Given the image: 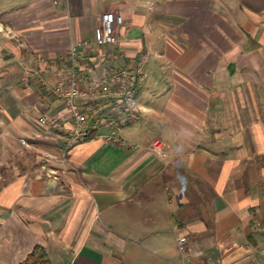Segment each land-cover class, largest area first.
I'll list each match as a JSON object with an SVG mask.
<instances>
[{"label": "crops", "instance_id": "crops-1", "mask_svg": "<svg viewBox=\"0 0 264 264\" xmlns=\"http://www.w3.org/2000/svg\"><path fill=\"white\" fill-rule=\"evenodd\" d=\"M246 10L234 26L201 0H0V264L37 245L54 264H264V9ZM106 11L124 17L128 56L149 52L139 97L164 76L168 101L139 100L142 120L120 132L130 149H68L39 123L66 113L42 82ZM95 55L104 76L114 60Z\"/></svg>", "mask_w": 264, "mask_h": 264}, {"label": "built area", "instance_id": "built-area-1", "mask_svg": "<svg viewBox=\"0 0 264 264\" xmlns=\"http://www.w3.org/2000/svg\"><path fill=\"white\" fill-rule=\"evenodd\" d=\"M124 22L122 15L114 11L104 12L96 40L72 44L62 56L63 63L57 65L55 61L56 68H48L57 80L54 83L43 80L41 96L45 101L52 96L62 100L66 113L51 117L44 115L39 118V123L62 132L67 138L68 149L95 137L119 148L133 147L120 132L143 118L144 107L138 97L146 80L145 65L149 52L143 50L135 56H128L120 48L118 30ZM116 48L118 51L114 52ZM87 51L96 54L93 64L113 59L114 65L104 76L93 74L94 65L85 61ZM41 61L44 62L42 58ZM80 67L82 72L78 71ZM154 148L163 154L164 143L156 139ZM178 242L181 252L186 253L188 237L180 234Z\"/></svg>", "mask_w": 264, "mask_h": 264}, {"label": "rangeland", "instance_id": "rangeland-1", "mask_svg": "<svg viewBox=\"0 0 264 264\" xmlns=\"http://www.w3.org/2000/svg\"><path fill=\"white\" fill-rule=\"evenodd\" d=\"M202 4H208L211 10H214L216 13H221L224 15H229L232 17V23L235 26L236 24L239 26L240 16L242 11L252 12L255 9H264V1L262 0H201ZM158 77V76H157ZM156 77V78H157ZM155 79V78H154ZM160 83L157 85L152 84L150 86V82L147 84L146 89L143 91L142 95L140 94L139 100L142 103H146L148 106L158 107L160 104L165 105L168 101L166 99V88L163 87L164 76L160 78ZM149 134L152 137L156 135H162V127L161 124L151 123Z\"/></svg>", "mask_w": 264, "mask_h": 264}, {"label": "trees", "instance_id": "trees-1", "mask_svg": "<svg viewBox=\"0 0 264 264\" xmlns=\"http://www.w3.org/2000/svg\"><path fill=\"white\" fill-rule=\"evenodd\" d=\"M18 264H54L47 249L43 245H37L28 257Z\"/></svg>", "mask_w": 264, "mask_h": 264}]
</instances>
